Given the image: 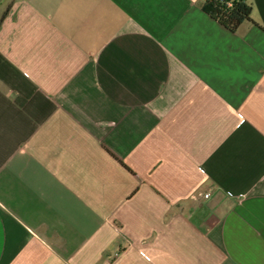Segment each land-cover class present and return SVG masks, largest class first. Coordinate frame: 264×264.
<instances>
[{"label":"crops","instance_id":"crops-1","mask_svg":"<svg viewBox=\"0 0 264 264\" xmlns=\"http://www.w3.org/2000/svg\"><path fill=\"white\" fill-rule=\"evenodd\" d=\"M203 1L0 0V264H264V0Z\"/></svg>","mask_w":264,"mask_h":264},{"label":"trees","instance_id":"trees-1","mask_svg":"<svg viewBox=\"0 0 264 264\" xmlns=\"http://www.w3.org/2000/svg\"><path fill=\"white\" fill-rule=\"evenodd\" d=\"M203 10L231 32L241 23L251 21L252 7L248 0H204Z\"/></svg>","mask_w":264,"mask_h":264},{"label":"built area","instance_id":"built-area-1","mask_svg":"<svg viewBox=\"0 0 264 264\" xmlns=\"http://www.w3.org/2000/svg\"><path fill=\"white\" fill-rule=\"evenodd\" d=\"M209 196H210V193H206V194L203 195L204 198H207Z\"/></svg>","mask_w":264,"mask_h":264}]
</instances>
